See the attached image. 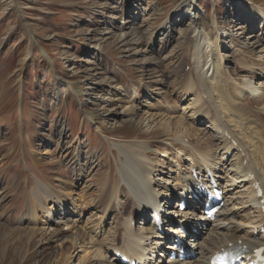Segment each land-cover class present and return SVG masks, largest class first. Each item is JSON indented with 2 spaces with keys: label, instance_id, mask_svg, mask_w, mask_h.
I'll list each match as a JSON object with an SVG mask.
<instances>
[{
  "label": "rangeland",
  "instance_id": "rangeland-1",
  "mask_svg": "<svg viewBox=\"0 0 264 264\" xmlns=\"http://www.w3.org/2000/svg\"><path fill=\"white\" fill-rule=\"evenodd\" d=\"M191 2L0 0V264H78L81 246L73 248L68 257L72 239H53L52 227L44 225L46 214L40 207L34 218L30 215L31 196L39 183L75 200L83 215L81 219L74 215L76 226L87 234L102 216L96 210L104 204L106 176L112 170L115 184L122 177V162L128 171L135 168L132 158L122 156L118 148L132 147L131 155L148 153L140 159L147 158V164L155 168L165 163V174L156 181L161 184L157 190L166 180L173 183L177 175L169 161H179L182 151L188 155L184 148L179 150L183 131L174 128L185 118L190 124L187 128L192 127L188 111L195 95L180 101L184 92L179 87L191 76L193 43L186 37L194 35L193 23H200L199 32L213 34L219 29L226 35L254 10L264 14V0H196L190 17L186 9ZM241 3L247 13L241 10ZM182 12L188 16L184 26L178 24ZM256 17L260 22V16ZM168 21L175 32L165 35L162 27ZM137 24L148 32H141L139 39L122 37ZM258 28L251 25L248 44L239 40L231 44L227 39L225 46L232 47L241 59L256 61L248 68L264 77V44L259 49V43L254 45ZM171 39L170 55L163 59L167 53L161 55V45ZM230 62L234 69L246 68L245 63ZM240 76L247 75L241 72ZM152 93L156 96L149 97ZM127 108L133 116L125 119L122 112ZM170 124L174 134L162 133L163 125ZM206 126L205 121L195 128ZM192 132L195 135L190 137L197 146L193 149L199 154L205 153L209 159L223 152L209 148L206 138ZM183 157L182 166L188 167L187 157ZM231 161L227 158L221 164L226 163L233 178ZM241 191L237 188L235 194ZM116 194L111 207L126 201L122 193ZM173 204L175 207L176 199ZM92 213L96 216L90 218ZM120 213L105 224L107 227L102 224L103 229L114 230L122 217L129 215ZM141 220L134 221L133 229L142 225ZM61 231L69 234L71 228L61 226ZM108 243L103 251L110 256ZM97 260L95 264L101 258Z\"/></svg>",
  "mask_w": 264,
  "mask_h": 264
},
{
  "label": "bare ground",
  "instance_id": "bare-ground-1",
  "mask_svg": "<svg viewBox=\"0 0 264 264\" xmlns=\"http://www.w3.org/2000/svg\"><path fill=\"white\" fill-rule=\"evenodd\" d=\"M241 5L242 3L240 4V8ZM188 7L186 12H193L196 7V0H192V2L188 4ZM244 8H241V10L247 13L248 11ZM184 14L185 13L182 12L183 18L181 17V19L183 20H180V18L178 20V24L181 23L183 26L185 25L184 20L188 17ZM256 14L260 16V22ZM191 16H193V13L190 14V17ZM246 18L247 19L243 18L241 20L242 23L236 26V33L234 32L235 30H232V33L228 32L226 35L220 34L219 29L217 32H213V34H209L205 31L199 32L197 27L200 26V23L197 21V23H193L194 28H196L194 35L191 38L188 36L186 37L187 40L193 43L192 50L190 51L191 55H189L191 76L188 77V81L183 82L182 86L179 87V89L184 92L182 98L179 100L184 101V96L192 94L195 95V98L191 102L190 105L192 106H189L190 110L188 111L189 121L192 127L190 126L191 128H187L189 123L185 121V118V120H181L177 128H174L177 131H183L181 138H178V141H180L179 144L181 145L179 150L184 148L188 155H184V151H182V154L178 155L180 158L179 161H169V165L172 167V173L177 175L173 183H169L166 180L164 187L162 186V189L157 190V186L160 187L161 184H157L156 181L162 180L159 177L165 174V169L162 168L165 163L156 166L157 169L161 167L156 170L154 166L152 167L151 164H147V158L144 161L140 159L145 154L149 156L148 153L133 152L131 155L133 151L132 147L118 148L122 156L132 158V165H134L135 168H131L130 171H128L126 162H122L121 168L119 167L120 170H122V177L115 182V184L112 170L106 176L107 179L104 182V190L102 191L103 196L101 195L104 204L102 203L101 209L97 208L96 210V212L102 216L94 223L93 228L89 230L90 232H88V234L91 233L92 235L90 240L88 239L91 235L88 236L87 232L84 233L83 230H80L78 226H76L77 220L74 215L80 217V219L83 215L82 209L78 207L75 200L57 194L55 191L45 186V184L39 183L37 185L38 189L34 190L31 196L32 209H30L33 213L30 215L34 218L36 216V211L39 209L38 207H40L44 214H46L44 225L52 227L53 236L51 237H53V239L54 236L60 239H72L73 244L67 254L68 257L71 255V250L73 248L77 246L79 248V246H81L82 256L80 255V257H78V264H95L96 260L99 258H101L99 264H120V261L116 257L118 251L128 254L131 259L138 256L142 257L141 260L137 258L142 264H160V260L155 257V254L162 245V236L155 235L151 225H148V227L146 226L145 231L141 229L143 227L133 229V222L139 217H142L144 221L147 215L146 211L153 206L157 208H161V206L165 207L161 199L165 196L168 197L170 193H172L173 199L176 198L175 192L177 190L181 191V195L189 194V186L184 188V185L185 183H191L192 169L197 168L198 174H201L202 171L206 170V167H210L220 180H226V184L222 182L221 184L226 188V206H228V208H223L220 220L210 224L207 231L200 230L199 227L193 224V217H191L193 214L191 211L182 214L188 219L183 221L187 227L194 225V227L199 228L198 231L201 232L192 234L191 238L194 241L192 247L194 246L198 250L197 259L191 262L178 264H209L211 255L217 251H221L230 244L239 245L241 243L249 249L264 247V235L256 236L254 233L255 229L262 230L264 227V214L262 205L260 204L261 199L258 198L254 190V186L260 184L264 194V77L250 72L251 70L248 68L252 63H256V61L250 58L241 59V57L234 52L235 50H232V47L228 48L225 46V41L227 39L231 44H234V41L238 40L242 42L243 45L248 44L247 41L251 25L259 27L258 31L255 33L256 42L254 45L259 43L258 49L263 46V12L254 10V12L250 13ZM135 21L136 19L133 20V22ZM233 23L235 24L234 20ZM248 23L250 26H245ZM142 27V24H137L135 28L130 26V32L122 35V37L133 35L134 39H139L141 32L143 34L148 32L147 30H142ZM162 29L165 35H170L171 32H175L174 27L171 29V22L169 23V21ZM172 43L173 40L171 39L161 45V55L167 53L163 59L170 55L168 51L171 49ZM151 46H153V44ZM248 46L249 48H253L250 45ZM230 59H233L236 64L245 63L246 68L241 69L236 66V69H234V66H231L233 62H230ZM241 72L246 73L247 76L241 77ZM258 80L259 83L257 82ZM124 92L127 93L129 91L126 90ZM153 95L156 96V94L152 93L149 97ZM129 109L130 108L124 109L122 112V117H125V119L127 116H133L129 115ZM116 116L118 117L120 115L116 114ZM205 121L208 125L206 129L195 128L196 125H202ZM172 125L173 124L168 126L163 125L162 133L167 131L171 133L173 131ZM192 131H194L197 136H200V138L202 137V140L206 138L205 140L209 148L216 151L218 149L222 150L223 152H220L222 157L220 158L221 154L218 157L216 155L217 152H215L214 154L216 157L213 155V157L207 159L208 157L202 150L203 147L199 148V150L204 153V156L195 151L193 148L197 146H195L194 141L190 137H193L194 133ZM172 134L174 133L172 132ZM188 138L190 140L189 144L185 142V139ZM156 141L159 143L160 140ZM158 143L155 142V145ZM182 155L187 157L186 160L189 163L188 167L182 166L183 161H185ZM164 157L167 158V154H165ZM227 158L232 159L231 165L234 168L232 170L234 173L233 178L229 176L230 174L228 173L229 171H227L226 163L221 164V161L224 159L227 160ZM78 162H81V159H78ZM175 169L177 170L174 172ZM217 170H219V172H217ZM77 175H79L80 178L84 177L82 174L77 173ZM237 188H242L243 191L235 194ZM110 189L113 190L111 191ZM117 192L120 194L122 193L126 201L121 205L115 202L111 207L113 199L117 197ZM180 201L181 197L177 203H180ZM168 203L169 201L166 205ZM122 211L128 212L129 215L127 218L125 219L124 216L126 215H124L122 217V222H118L114 230H111L112 228L109 229V232L107 229L104 230L103 225L105 228L111 218L115 214L121 216L120 212ZM29 213L30 211L27 210V214ZM94 216L96 215L92 213L90 218ZM197 221L200 223L205 220L198 218ZM61 226L70 227L71 232L65 234L64 231H61ZM35 231L36 230H34V232ZM174 233H177V231ZM181 237H185V235L181 234ZM107 242L110 243H108L112 253L110 256L106 254V251H103L105 243ZM162 255L163 253L160 254L159 257H162ZM166 264L176 263L168 262Z\"/></svg>",
  "mask_w": 264,
  "mask_h": 264
}]
</instances>
